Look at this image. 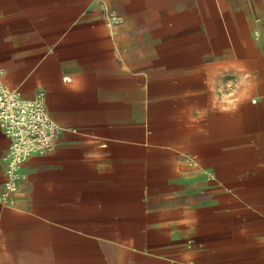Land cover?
<instances>
[{
    "label": "crops",
    "instance_id": "1",
    "mask_svg": "<svg viewBox=\"0 0 264 264\" xmlns=\"http://www.w3.org/2000/svg\"><path fill=\"white\" fill-rule=\"evenodd\" d=\"M106 2L112 27L0 0L2 80L61 128L0 204V264H264V0Z\"/></svg>",
    "mask_w": 264,
    "mask_h": 264
},
{
    "label": "built area",
    "instance_id": "2",
    "mask_svg": "<svg viewBox=\"0 0 264 264\" xmlns=\"http://www.w3.org/2000/svg\"><path fill=\"white\" fill-rule=\"evenodd\" d=\"M92 1L98 5L106 25L112 27L117 19L115 11L106 0ZM0 129L9 140L3 158L5 178L0 204L12 207L18 184L23 178L21 166L33 155L50 152L61 128L50 119L43 92H37L31 100L22 99L18 91L4 84L0 70ZM187 163L189 166L196 165L193 159H188Z\"/></svg>",
    "mask_w": 264,
    "mask_h": 264
}]
</instances>
